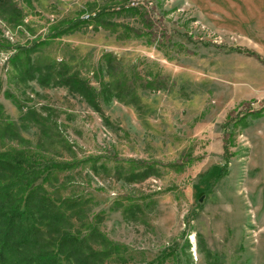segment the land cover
I'll return each instance as SVG.
<instances>
[{"label":"rangeland","instance_id":"rangeland-1","mask_svg":"<svg viewBox=\"0 0 264 264\" xmlns=\"http://www.w3.org/2000/svg\"><path fill=\"white\" fill-rule=\"evenodd\" d=\"M12 3L20 14L0 13V127L26 140L1 136L0 150L70 163L47 168L44 185L79 204L73 230L95 225L116 246L102 264H264V109L249 113L264 108V0ZM101 9L115 30L54 36ZM34 45L29 59L52 76L63 67L97 90L132 80L134 103L102 91L97 111L66 86L22 81L14 67L26 54L11 57ZM241 114L249 123L227 127L226 162V123Z\"/></svg>","mask_w":264,"mask_h":264},{"label":"trees","instance_id":"trees-1","mask_svg":"<svg viewBox=\"0 0 264 264\" xmlns=\"http://www.w3.org/2000/svg\"><path fill=\"white\" fill-rule=\"evenodd\" d=\"M131 10L134 8L127 9V11ZM117 11L115 12L117 13ZM0 13L7 15L10 13L15 17V15L20 14V10L13 5L12 0H0ZM108 14L109 12L101 9L94 15L71 20L54 36L74 31L79 29L81 25L92 23H94L95 28L100 27L104 30L113 31L119 24L112 22L107 17ZM128 29L130 28L128 27ZM35 47L36 45L16 49L15 55L11 57V61L13 60V65H15L21 59L22 51L26 54L23 64L14 67L19 72L22 81L36 79L42 85L66 86L69 90L84 97L90 106L97 111L102 110L98 101L102 91L112 92L119 98L128 93L130 102L136 99L133 94L134 82L132 80L117 82L112 89L102 83L104 87L102 86V89L97 90L90 82L78 77L76 73H70L63 67L55 76H52L48 65H33L29 59V51L34 50ZM240 51L256 59H261L253 51ZM106 56L107 54H104L105 59ZM106 61L108 63L107 72L110 76H115L118 70H116L112 58L108 57ZM149 83L146 82L141 87L147 88ZM166 86L159 83L156 90ZM110 95L112 94L110 93ZM263 109L261 107L258 110L250 111L251 118H259ZM26 114L25 117L30 119L29 115L33 113L27 112ZM2 116L0 104V117ZM246 117L245 114H241L234 119L229 118L226 123L223 138L226 162L232 155L229 146L233 143L232 127L229 129L227 127L247 126L249 121L245 120ZM231 120H234L232 124ZM6 121L4 128L0 127V137L9 136L21 141L26 140L14 131L10 121ZM35 121L40 123L38 119ZM226 162L218 171L213 183L228 173ZM65 165H70V163L50 162L44 164L37 162L36 158L23 148L0 150V264H63V262L67 264H102L106 257L115 250L116 246L95 225L84 228V233L73 230L72 217L81 211V208H76L79 204L70 198L55 199L45 187L44 180L48 174L47 168H61ZM147 174H149V169L144 172H132V177L137 179L145 177ZM213 259L215 258L213 257Z\"/></svg>","mask_w":264,"mask_h":264}]
</instances>
